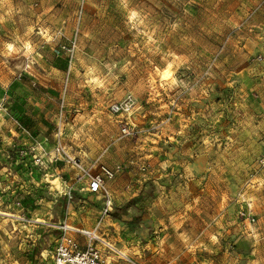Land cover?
<instances>
[{
  "label": "rangeland",
  "instance_id": "1",
  "mask_svg": "<svg viewBox=\"0 0 264 264\" xmlns=\"http://www.w3.org/2000/svg\"><path fill=\"white\" fill-rule=\"evenodd\" d=\"M252 37L264 39V0H0V119L29 105L0 163L29 171L43 166L36 149L59 143L79 157L104 152L131 195L100 225L120 255L264 264V107L252 87L264 85V43ZM127 97L130 111L115 112ZM10 185L0 184V264H51L58 233ZM55 187L44 191L52 211Z\"/></svg>",
  "mask_w": 264,
  "mask_h": 264
},
{
  "label": "crops",
  "instance_id": "2",
  "mask_svg": "<svg viewBox=\"0 0 264 264\" xmlns=\"http://www.w3.org/2000/svg\"><path fill=\"white\" fill-rule=\"evenodd\" d=\"M250 39L251 40H249L250 41L249 45L258 43V41L260 40L261 41L263 40L262 43H264V39H259V37H255V38L252 37ZM249 49L250 52L253 53L259 51V49L255 46H251L249 47ZM239 73H250L247 74L250 77L253 76L254 74H258V75L262 74V73H254V71L249 70V68L242 69L238 71V74ZM252 87L258 90V97H259L258 105L263 108L264 85L255 84ZM28 109H29V105H27V107H19L17 105H13L12 103L10 105V108H7V111H9L10 113L9 118L0 119V145L7 146L11 142L10 140H12L13 137H16L17 135L24 136L25 134L24 128L21 126V124L16 119V117L19 116L18 112L20 114L26 113L25 111H27ZM259 126H260L259 121L254 120V122L252 123V129L258 131L257 128H259ZM1 128H3L5 132L8 131L12 132L13 135H11L10 138L8 137L9 141H7V136L4 135V131L2 132ZM55 137L57 138L56 134ZM57 139L60 140V138ZM64 147L63 149L65 150ZM54 149H55V145L51 147L49 151H46L43 155H41L42 152L39 149H36L35 155L42 157L43 166L41 165L42 167L41 166L37 167V165L31 164L29 171H27L26 169V172H24L23 169L19 170L17 168H9V169H7L6 167L4 168L2 166V163H0V184L3 183V181L11 184L10 188H12V190L14 189L12 194L14 195L16 192L17 196L14 195V197H16L17 201L21 202L22 204L21 206L24 207V210L31 217L36 219L41 218L43 220L46 219L48 222H52L53 224L65 223L74 228L90 230L96 226V222L100 217V212L103 206V199H102L103 197L99 194L95 195V194H89L86 191H81L80 184L75 182L76 172L74 171V169L63 161L52 162L51 157L53 156L52 152ZM263 149L264 146L262 148V151ZM66 152L69 154L70 149L68 148V151ZM101 153L102 152L96 153L91 156L87 155L84 157L83 155L82 157H79L80 153H74V154L71 153L69 155L78 158L80 161L84 163H89L94 159H96ZM0 154H1L0 158L4 157L3 152H0ZM102 157L100 159V162H102L106 166H109L108 164L105 163L104 158ZM7 171L9 177L3 176V173ZM126 176L127 174H123L122 176L120 175L118 178L116 177L113 181H111L108 184L109 193L114 208L118 207L121 204L122 200H124L125 198L126 199L130 198L131 196V195L129 196V192H128L129 191V188L127 186L128 182L124 181L128 179V177ZM4 178L6 181L4 180ZM53 182H57V183L53 184ZM66 184L74 185L75 187V191L73 194L74 199L72 201H68L66 197L63 195V191L65 190ZM55 185H57V187L55 188L59 189L58 191L59 193L56 194V196H58L57 205H60V207L62 206L61 208H63L64 210H62L60 207H58V209H55L54 211L50 209L51 208L50 205L53 203V201L56 202L55 200L56 198L50 200L49 197H46L50 193L46 194V192L44 191ZM18 195L20 198H17ZM20 202H17V205H19ZM37 204L38 205L41 204V206H38ZM40 209H42V211Z\"/></svg>",
  "mask_w": 264,
  "mask_h": 264
},
{
  "label": "built area",
  "instance_id": "3",
  "mask_svg": "<svg viewBox=\"0 0 264 264\" xmlns=\"http://www.w3.org/2000/svg\"><path fill=\"white\" fill-rule=\"evenodd\" d=\"M131 97L125 98L123 103L115 105L113 110L115 112L123 111L127 113L133 107ZM63 102L60 105V115L62 117ZM122 135L129 134L128 125L120 123ZM62 127L58 126L56 136L58 138L62 135ZM102 152L96 159L89 163H84L76 157L70 156L59 143L51 157L52 162L63 161L74 169L76 172L75 182L80 184L81 191H86L89 194H99L103 198V206L100 212V217L96 222V226L92 229H79L71 227L65 223L49 224L48 227L56 231L58 234L54 239V243L49 250L51 264H107L105 253H113L120 255L113 246L102 238L100 234V225L103 219L111 214L113 207L112 200L109 193L108 184L113 181L121 172V167L116 165L109 167L100 162ZM37 164L41 165V158L36 159ZM260 164L264 165V149L261 154ZM74 185H67L63 191V195L68 201L74 199ZM250 222H254L253 216H249ZM124 260L128 264H139L124 255Z\"/></svg>",
  "mask_w": 264,
  "mask_h": 264
},
{
  "label": "bare ground",
  "instance_id": "4",
  "mask_svg": "<svg viewBox=\"0 0 264 264\" xmlns=\"http://www.w3.org/2000/svg\"><path fill=\"white\" fill-rule=\"evenodd\" d=\"M9 215V214H8Z\"/></svg>",
  "mask_w": 264,
  "mask_h": 264
}]
</instances>
